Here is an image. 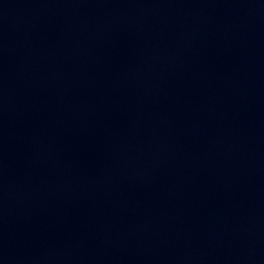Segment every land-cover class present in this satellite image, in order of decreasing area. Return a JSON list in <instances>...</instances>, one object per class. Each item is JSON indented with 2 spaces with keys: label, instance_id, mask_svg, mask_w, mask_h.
Returning a JSON list of instances; mask_svg holds the SVG:
<instances>
[{
  "label": "water",
  "instance_id": "obj_1",
  "mask_svg": "<svg viewBox=\"0 0 264 264\" xmlns=\"http://www.w3.org/2000/svg\"><path fill=\"white\" fill-rule=\"evenodd\" d=\"M0 264H264V0H0Z\"/></svg>",
  "mask_w": 264,
  "mask_h": 264
}]
</instances>
